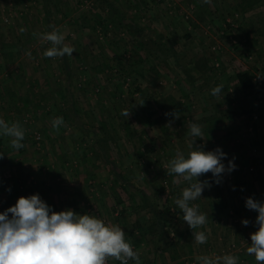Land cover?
Here are the masks:
<instances>
[{"label": "rangeland", "instance_id": "obj_1", "mask_svg": "<svg viewBox=\"0 0 264 264\" xmlns=\"http://www.w3.org/2000/svg\"><path fill=\"white\" fill-rule=\"evenodd\" d=\"M105 1L132 22V29L144 32L132 33L126 26L117 30L113 21L103 25ZM238 1L50 0L49 24L75 49L72 56L66 54L69 79L61 57H44L51 44L33 35L53 30L43 0H0V118L19 122L25 130V147L19 150L0 135V153L5 154L0 159V212L16 203L18 193L29 196L24 190L35 181V186L50 185L48 190L55 186L59 194L62 185L78 183L89 192L85 197L94 189L102 200L99 216L95 210L89 214L120 226L141 264H199V256L227 254L238 257V264H257L246 249L258 228V213L241 205L249 197L264 202V97L242 92L232 77L248 70L258 87L264 85V0L245 14ZM157 34L172 43L177 59L151 57L133 47L138 37ZM199 59L207 61L201 71L194 67ZM219 85L221 93L213 96ZM125 110L128 118L121 114ZM174 111L179 119L165 115ZM55 117L64 119L58 130L52 128ZM191 123L201 127L202 137L189 135ZM195 139L204 151L219 147L226 153V167L229 160L236 165L222 174L219 185L211 173L198 178L212 183L191 202L207 217L204 226L193 230L205 232L202 245L175 204L188 182L167 171L177 151L187 157ZM138 190L157 209L167 208L160 236L138 228L145 230L152 218L141 207ZM49 193L41 196L51 203L54 192ZM217 199L225 204L221 215L214 211ZM108 264L120 262L110 259Z\"/></svg>", "mask_w": 264, "mask_h": 264}, {"label": "clouds", "instance_id": "obj_2", "mask_svg": "<svg viewBox=\"0 0 264 264\" xmlns=\"http://www.w3.org/2000/svg\"><path fill=\"white\" fill-rule=\"evenodd\" d=\"M211 4V0H202ZM53 30L44 34L33 33L41 43H50L43 55L46 58L72 56L75 49L64 43L65 37ZM24 28L20 29L23 33ZM31 57V52H26ZM223 85L212 89V95L221 93ZM129 117L130 111H122ZM179 119V112L166 113ZM52 128L58 130L64 124L63 117H55L51 121ZM0 135L10 138V146L19 150L25 147V130L19 122L8 123L0 118ZM189 135L202 137L201 127L197 123L189 125ZM197 139L189 145L192 149L185 157L183 152L177 151L175 158L170 160L167 171L188 182V187L182 191V196L175 200L176 206L183 213V221L193 232L197 244H205L207 236L204 231L193 230L204 226L207 217L198 210V205L191 202L201 198L205 188H210L209 180L198 178L211 173L215 184L222 181V174L231 173L236 165L233 160L228 161L227 167L222 160L226 158L219 147L213 151H204L195 146ZM5 154L0 153V159ZM234 159V158H233ZM174 183L177 181L174 180ZM246 208L258 213L255 223L258 228L250 234L251 244L247 247L248 255L254 256L257 264H264V202L251 197L246 199ZM10 214V215H9ZM242 223L247 226L248 220ZM128 264L134 260L141 264L140 256L133 246L126 240L124 230L115 224L109 225L104 220L90 214H77L73 210L53 211L39 194L21 196L13 206L0 212V264H108L109 260ZM199 264H238V257L234 255L215 256L202 255L197 257Z\"/></svg>", "mask_w": 264, "mask_h": 264}, {"label": "trees", "instance_id": "obj_3", "mask_svg": "<svg viewBox=\"0 0 264 264\" xmlns=\"http://www.w3.org/2000/svg\"><path fill=\"white\" fill-rule=\"evenodd\" d=\"M49 2L50 0H43L44 3V12L46 14V22L49 24L50 21V7H49ZM259 0H239L236 3V6L238 9L241 10L242 13H246L247 10L252 9L255 4H257ZM106 7L108 8V17L106 21H102L103 25L109 24L111 21L115 23V28L117 30L123 29V27L126 26L127 30H131L133 27L132 22L127 19L120 11H117V8L115 5L109 1H105ZM49 25H52L51 23ZM49 29L51 27L48 26ZM240 30L242 31L241 33L246 36V32L243 30V28ZM132 33H141L144 32L143 28L138 27V29H132ZM129 31V32H131ZM143 35V34H141ZM133 47L136 48L137 50H144L148 53L149 56L151 57H159L160 54L167 56V57H173L177 59V51L173 48V45L170 41H167L166 38L162 34H157V35H146V36H140L138 37L133 44ZM137 50L134 51V54L138 55ZM63 65H62V70L66 74V78L72 76V71L71 67L68 64L67 57L66 55L64 57H61ZM207 61L205 60L202 62V60H196L194 62V67L201 71L207 68ZM233 80L235 85L244 93L246 94H255V97L258 99L260 97L258 94L263 93L264 97V85L259 86L257 85L256 81L253 80V75L250 71L248 70H238L233 74ZM68 87V86H67ZM67 91V89H66ZM263 100V99H262ZM73 111V119L76 120L78 117L76 108L73 107L70 109ZM75 116V117H74ZM100 139H96V143L100 144ZM103 144L105 146L108 145V142L103 140ZM104 153H106V149L103 148L101 149ZM107 156L104 155V158L106 159L107 162H110L111 158L110 155L106 153ZM257 159L255 158L254 161ZM138 196L141 199V207L147 208L148 213L152 216L151 218V223L145 227V230L142 226H138V228L143 232L147 233H156L158 236L161 235L162 230L164 229V224L166 223L165 221V209H157V205L154 204V201L149 200V197L145 194L144 191L138 190ZM214 211L216 213H219V215L222 214L223 209L225 208V204L223 200H214ZM146 233V234H147Z\"/></svg>", "mask_w": 264, "mask_h": 264}, {"label": "crops", "instance_id": "obj_4", "mask_svg": "<svg viewBox=\"0 0 264 264\" xmlns=\"http://www.w3.org/2000/svg\"><path fill=\"white\" fill-rule=\"evenodd\" d=\"M261 101H263V100L261 99ZM0 138H2V137H0ZM246 164H247V161H246ZM36 184H37V182L35 181L34 185L26 187L24 192L26 191L25 193L29 194V196L33 195V194H39L41 199L52 207L53 211L59 212V211H64V210L70 209V210H73L74 212H76L77 214L83 215V214H89V209H90V210H92L91 212H93V210H95V215L99 216V209H100L99 206H100V202L102 200H99L100 198L98 199L99 195L97 192H94V189H92L90 191L91 194L89 197H91V198L95 197L96 200H98V202H95V203L87 200L89 197L88 198L85 197V193L87 194L88 191L86 190L85 186L83 187L81 184H78V183L74 184V185H72V184L62 185L61 189H60V194L58 192H56L57 189H55L54 185H53L54 187L51 188V190H48L50 185L39 184V185L35 186ZM101 186H103V187H101L102 189L107 187L106 185H101ZM7 191L8 190L6 188L4 190V192H7ZM46 192H50L49 195H51L54 192V194H52V196H51V198H52L51 203H50V201L47 202L46 199H43L44 196L43 197L41 196L42 193H46ZM14 196H15V194H14ZM16 196H17L16 197V200H17L18 196L19 197L21 196V193H18ZM84 204H87V205L85 206ZM90 207H92V209ZM241 207L246 208L245 205H241ZM90 215H92V214L90 213ZM245 256H247V255H245ZM248 260L250 261L251 258H249V259L247 258V261ZM241 262L244 263L243 260H241Z\"/></svg>", "mask_w": 264, "mask_h": 264}, {"label": "built area", "instance_id": "obj_5", "mask_svg": "<svg viewBox=\"0 0 264 264\" xmlns=\"http://www.w3.org/2000/svg\"><path fill=\"white\" fill-rule=\"evenodd\" d=\"M4 20L6 21L7 19L5 18Z\"/></svg>", "mask_w": 264, "mask_h": 264}]
</instances>
